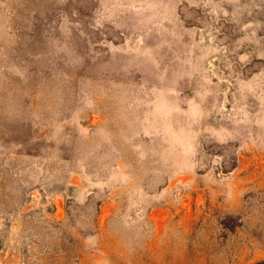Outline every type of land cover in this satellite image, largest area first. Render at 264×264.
Returning a JSON list of instances; mask_svg holds the SVG:
<instances>
[{
	"label": "rangeland",
	"instance_id": "rangeland-1",
	"mask_svg": "<svg viewBox=\"0 0 264 264\" xmlns=\"http://www.w3.org/2000/svg\"><path fill=\"white\" fill-rule=\"evenodd\" d=\"M0 264H264V0H0Z\"/></svg>",
	"mask_w": 264,
	"mask_h": 264
}]
</instances>
